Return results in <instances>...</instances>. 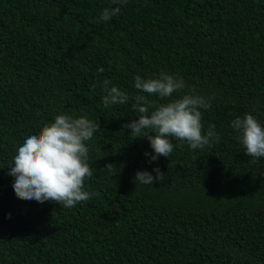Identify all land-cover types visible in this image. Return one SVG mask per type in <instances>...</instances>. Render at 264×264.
<instances>
[{"label": "trees", "instance_id": "1", "mask_svg": "<svg viewBox=\"0 0 264 264\" xmlns=\"http://www.w3.org/2000/svg\"><path fill=\"white\" fill-rule=\"evenodd\" d=\"M115 6L0 0V264H264V157L231 126L249 113L264 127V0H127L101 22ZM162 72L186 87L163 99L134 87ZM105 81L128 102L105 106ZM193 93L210 100L202 134L214 125L219 138L191 150L170 137L168 158L150 161L149 141L124 128L135 97L150 114ZM60 114L100 128L87 142L91 197L72 208L17 198L8 175ZM157 167L163 182L134 179Z\"/></svg>", "mask_w": 264, "mask_h": 264}, {"label": "clouds", "instance_id": "2", "mask_svg": "<svg viewBox=\"0 0 264 264\" xmlns=\"http://www.w3.org/2000/svg\"><path fill=\"white\" fill-rule=\"evenodd\" d=\"M112 2L117 6L104 8L99 17L101 22H109L118 16L121 11L119 5L127 0ZM109 83L105 81L107 94L102 98L105 106L128 102L129 96L116 87L108 88ZM134 87L140 92L156 94L163 99L182 91L186 84L183 79L162 72L158 78L135 76ZM135 101L138 118L130 120L124 128L131 129L136 138L149 141L153 150L150 161L160 156L168 158L173 151L170 137L186 142L191 150L203 149L212 139L219 138L214 125L210 126L206 134H202V110L210 107V100L200 95L184 94L159 105L150 114L149 101L144 95H137ZM231 126L239 134L247 155L264 157V127L254 115L246 113L243 118L237 117ZM99 130L97 121L93 122L84 116L74 118L60 114L55 116L53 122L44 124L37 134H30L18 147L13 163L8 168V175L15 178L12 187L17 198L38 203L54 201L65 208L88 201L91 194L84 190V181L93 175V170L87 162V142ZM105 167L111 168L113 165ZM134 179L142 184L153 185L163 182L166 175L157 167L152 172L138 171Z\"/></svg>", "mask_w": 264, "mask_h": 264}]
</instances>
